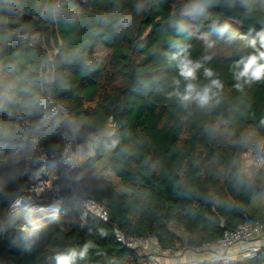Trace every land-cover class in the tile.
Here are the masks:
<instances>
[{
    "label": "trees",
    "instance_id": "1",
    "mask_svg": "<svg viewBox=\"0 0 264 264\" xmlns=\"http://www.w3.org/2000/svg\"><path fill=\"white\" fill-rule=\"evenodd\" d=\"M262 27L259 0H0V264H143L116 228L173 250L264 224V165H244L264 152V79L240 75ZM185 60L202 65L195 80ZM212 80L207 104L182 99ZM62 108L94 142L81 177L108 222L82 223L63 168L39 161L63 149ZM39 175L68 202L62 225L30 237L5 216ZM245 263L264 264V248Z\"/></svg>",
    "mask_w": 264,
    "mask_h": 264
},
{
    "label": "built area",
    "instance_id": "2",
    "mask_svg": "<svg viewBox=\"0 0 264 264\" xmlns=\"http://www.w3.org/2000/svg\"><path fill=\"white\" fill-rule=\"evenodd\" d=\"M62 114L64 116L61 131L63 149L55 155H46L39 161L42 164L58 162L63 168L64 173L69 178L67 188L71 191L70 198L73 201V206L70 210L77 213L82 223H85L90 216L98 217L108 222L110 217L108 209L87 195V191L84 189L87 183L81 177L83 165L89 155L94 153V142H78L74 114L66 108H62ZM84 145L90 151L85 150ZM253 164L257 166L264 165V152L255 156ZM62 192L60 185L45 178L43 175H39L28 192L18 194L9 208L6 219L13 227L18 228L19 225H22V228L28 231L30 237L35 235L43 227V224L47 222H56L62 225L58 221V216L64 212V205L68 202V198ZM45 194L48 195L45 196ZM23 223H26L25 226L29 230L25 228ZM263 234L264 224L245 221L239 223L234 229L226 231L223 236L213 242L205 243L203 247H212L214 256L211 261L220 263L225 257L226 248L237 242L252 240ZM116 237L118 241L124 243L130 249L138 251V253L143 254L140 249L152 250V253L154 251L155 255L148 257L147 262H144V264H162L157 258L158 253L171 251V249H162L158 241L153 237L126 236L118 228H116Z\"/></svg>",
    "mask_w": 264,
    "mask_h": 264
},
{
    "label": "clouds",
    "instance_id": "3",
    "mask_svg": "<svg viewBox=\"0 0 264 264\" xmlns=\"http://www.w3.org/2000/svg\"><path fill=\"white\" fill-rule=\"evenodd\" d=\"M259 3L261 4V6H264V0H259ZM125 24H127V22H125ZM256 36L259 39L260 47L264 48V27L261 28V30L256 34ZM250 43H251V46L255 49L256 45H257V39H253ZM204 59L211 60L212 57L206 56ZM259 60H264V51L258 52L257 55L250 56L246 63L241 61L240 63H244V68H243L242 72L240 73V75L245 76L249 72H251L253 77L264 79V64H258ZM200 67H202V65L198 62L194 64L191 60H185L182 62L180 75L183 76L186 80H195L196 79V71ZM204 72H205V75L209 76V77L212 76V74H213L212 70L209 68H205ZM222 87L223 86L219 80H212L211 84L207 87H204L202 90H197V86L195 84L188 83L186 85L185 95L182 97V99L184 101H193V102H196V103L200 104L201 106H203V105L207 104L213 98V96L217 95V93L213 92L212 89L213 88L221 89ZM237 87H239V85H237ZM254 158H255V156L253 157V159ZM252 163H253V161H252ZM255 166H257V165H255ZM5 220L11 226L10 222L6 219V216H5ZM11 227H13V226H11ZM13 228H16V227H13ZM19 229H23V228H19ZM23 230H25V229H23ZM26 232L28 233V231H26ZM38 233H39V231L31 237H37ZM28 235H29V233H28ZM57 261H58V264H70V257L58 256ZM146 261H147V259H146ZM209 262H212V261H209ZM212 263H214V262H212ZM215 264H219V263H215Z\"/></svg>",
    "mask_w": 264,
    "mask_h": 264
},
{
    "label": "crops",
    "instance_id": "4",
    "mask_svg": "<svg viewBox=\"0 0 264 264\" xmlns=\"http://www.w3.org/2000/svg\"><path fill=\"white\" fill-rule=\"evenodd\" d=\"M244 156V165L248 173H251L253 156ZM251 156V159L249 158ZM180 247V246H179ZM173 249L166 253H158L157 258L162 264H207L214 256L212 247H182ZM264 248V234L252 240H245L235 243L226 248L223 261L219 264H248L245 260L253 258L259 249Z\"/></svg>",
    "mask_w": 264,
    "mask_h": 264
},
{
    "label": "rangeland",
    "instance_id": "5",
    "mask_svg": "<svg viewBox=\"0 0 264 264\" xmlns=\"http://www.w3.org/2000/svg\"><path fill=\"white\" fill-rule=\"evenodd\" d=\"M214 48L217 50V51H220V52H222V53H224V50H223V48H224V46L223 45H218V44H215L214 45ZM54 49H57V46H55L54 47ZM228 55V52H227V50H226V53H224L223 55ZM91 141H93V140H90V141H87V143H89V142H91ZM84 148H85V150H87V151H90L89 150V148H87V146L86 145H84ZM249 155H251V153H249ZM248 155H246V157H247ZM250 159H251V156L249 157ZM253 158V157H252ZM251 166H253V164L251 165ZM252 168V167H251ZM117 182V181H116ZM117 186L118 187H121V185H120V183H118L117 182ZM48 194H45V196H47ZM23 225L25 226L26 225V223H23ZM19 227L20 228H22L23 226L22 225H19ZM25 228L26 229H28L26 226H25ZM29 230V229H28ZM183 246H180L178 249H180V248H182ZM142 252H143V254L145 255V260L148 258V257H150L151 255H155L154 253V251H153V253H152V250H145V249H140ZM144 262H147V261H144Z\"/></svg>",
    "mask_w": 264,
    "mask_h": 264
}]
</instances>
